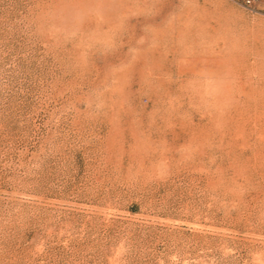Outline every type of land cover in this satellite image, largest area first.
<instances>
[{
    "label": "rangeland",
    "instance_id": "obj_1",
    "mask_svg": "<svg viewBox=\"0 0 264 264\" xmlns=\"http://www.w3.org/2000/svg\"><path fill=\"white\" fill-rule=\"evenodd\" d=\"M0 264H264V0H0Z\"/></svg>",
    "mask_w": 264,
    "mask_h": 264
},
{
    "label": "built area",
    "instance_id": "obj_2",
    "mask_svg": "<svg viewBox=\"0 0 264 264\" xmlns=\"http://www.w3.org/2000/svg\"><path fill=\"white\" fill-rule=\"evenodd\" d=\"M246 3H247L248 5L250 4V2H249V1H247Z\"/></svg>",
    "mask_w": 264,
    "mask_h": 264
}]
</instances>
